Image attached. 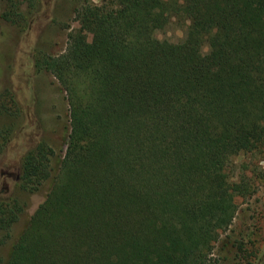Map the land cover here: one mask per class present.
Listing matches in <instances>:
<instances>
[{
  "label": "trees",
  "instance_id": "obj_1",
  "mask_svg": "<svg viewBox=\"0 0 264 264\" xmlns=\"http://www.w3.org/2000/svg\"><path fill=\"white\" fill-rule=\"evenodd\" d=\"M82 11L91 41L36 59L66 93L69 128L57 168L44 142L22 157L19 189L52 185L6 264H204L255 189L236 159L264 154V0ZM19 17L0 0V21ZM174 22L188 25L168 52L156 33ZM18 113L0 92V159ZM2 194L0 246L24 210Z\"/></svg>",
  "mask_w": 264,
  "mask_h": 264
},
{
  "label": "rangeland",
  "instance_id": "obj_2",
  "mask_svg": "<svg viewBox=\"0 0 264 264\" xmlns=\"http://www.w3.org/2000/svg\"><path fill=\"white\" fill-rule=\"evenodd\" d=\"M17 22L0 21V92L14 96L18 117L7 120L11 138L0 159V198L7 188L24 210L0 246V264L8 262L12 246L26 228L30 217L45 200L51 181L37 191L26 192L17 186L22 157L38 142L55 152V168L65 151L69 128L66 93L48 71L38 69L36 59L58 56L73 44L92 38L85 4L100 5L104 0H16ZM188 23L174 22L158 31L164 50H174L184 39ZM240 171L253 179L254 192L236 200L238 207L231 223L222 232L204 264H264V154L236 159ZM247 164L252 167L248 168ZM56 170V169H55Z\"/></svg>",
  "mask_w": 264,
  "mask_h": 264
}]
</instances>
